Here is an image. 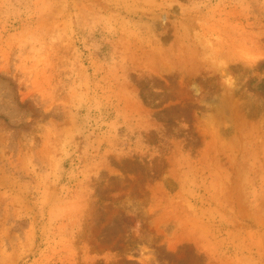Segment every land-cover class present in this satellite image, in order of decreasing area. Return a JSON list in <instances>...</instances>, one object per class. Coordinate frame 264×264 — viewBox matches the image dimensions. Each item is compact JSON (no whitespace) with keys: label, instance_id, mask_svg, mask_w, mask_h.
I'll use <instances>...</instances> for the list:
<instances>
[{"label":"rangeland","instance_id":"1","mask_svg":"<svg viewBox=\"0 0 264 264\" xmlns=\"http://www.w3.org/2000/svg\"><path fill=\"white\" fill-rule=\"evenodd\" d=\"M0 264H264V0H0Z\"/></svg>","mask_w":264,"mask_h":264}]
</instances>
